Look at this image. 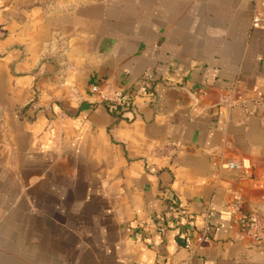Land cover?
Returning <instances> with one entry per match:
<instances>
[{"label":"crops","instance_id":"1","mask_svg":"<svg viewBox=\"0 0 264 264\" xmlns=\"http://www.w3.org/2000/svg\"><path fill=\"white\" fill-rule=\"evenodd\" d=\"M236 196L264 217V0H0V264H264Z\"/></svg>","mask_w":264,"mask_h":264},{"label":"built area","instance_id":"2","mask_svg":"<svg viewBox=\"0 0 264 264\" xmlns=\"http://www.w3.org/2000/svg\"><path fill=\"white\" fill-rule=\"evenodd\" d=\"M261 21V14L258 10L254 13L253 16V24H258ZM155 79L152 73H148L146 76V81L153 82ZM147 88L146 83L144 82L139 86V89ZM92 90L96 93H99L103 100L108 101V108L110 111H122L125 112L131 103V96L127 92L125 88L115 89L111 95H107L103 92L100 84H93ZM230 167H234L235 165L230 163ZM211 202L207 203L205 207V221L203 225L200 227L201 230V239H207L211 232L213 231V227L210 223V215L212 211ZM231 207L233 209V217L234 222L238 226V228L245 234L249 235L255 243H263L264 242V217L258 213L257 211L249 210L244 207L243 200L240 196H236L231 201ZM172 220H175L177 224L184 225V218H186V213L183 212L177 204H173L170 207ZM183 220V222H181ZM164 228H161L163 230ZM184 243L185 246L192 249L193 242L189 233L184 234Z\"/></svg>","mask_w":264,"mask_h":264}]
</instances>
